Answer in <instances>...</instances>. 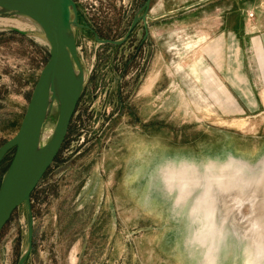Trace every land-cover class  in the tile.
Segmentation results:
<instances>
[{
  "label": "rangeland",
  "instance_id": "1",
  "mask_svg": "<svg viewBox=\"0 0 264 264\" xmlns=\"http://www.w3.org/2000/svg\"><path fill=\"white\" fill-rule=\"evenodd\" d=\"M74 1L85 85L29 200L23 264H264V79L232 39L257 29L260 0H151L145 18L147 0ZM34 24L0 30V147L49 58ZM29 226L24 203L0 233V264L19 263Z\"/></svg>",
  "mask_w": 264,
  "mask_h": 264
},
{
  "label": "water",
  "instance_id": "2",
  "mask_svg": "<svg viewBox=\"0 0 264 264\" xmlns=\"http://www.w3.org/2000/svg\"><path fill=\"white\" fill-rule=\"evenodd\" d=\"M151 0L144 4L146 17ZM0 6L25 12L41 25L49 42V58L41 70L30 97L17 134L0 147V165L10 150L15 148L13 159L0 186V233L13 213L24 203L30 215L28 248L18 264H23L33 248V221L29 200L40 181L54 163L69 133L71 121L77 109L85 85L84 71L78 58L75 34L72 45L67 43L66 32L77 24L73 12L77 11L74 0H0ZM136 17L127 39L138 22ZM88 29L93 30L89 25ZM22 34L27 32L12 28ZM74 32V31H73ZM96 39L102 43L119 44L123 40ZM69 48V49H68ZM74 61L83 73V87L77 92L73 86ZM56 100L52 102L53 93ZM57 101L58 117L55 131L45 148V153L36 167L30 165V154L39 145V137L46 126L53 104Z\"/></svg>",
  "mask_w": 264,
  "mask_h": 264
},
{
  "label": "bare ground",
  "instance_id": "3",
  "mask_svg": "<svg viewBox=\"0 0 264 264\" xmlns=\"http://www.w3.org/2000/svg\"><path fill=\"white\" fill-rule=\"evenodd\" d=\"M34 22L39 24L38 21H36L32 16L26 14L25 12L0 6V30L17 28V29L26 31L29 29L28 30L29 32L32 31L34 34H36L37 32L35 29ZM38 35H39V33H38ZM42 36L47 38L45 31H44ZM46 38H45V40H46ZM73 38H74V32H73V29L70 28L66 32V39H67L68 46H69V44L72 45ZM73 77H74L73 78L74 89L77 92H79L83 87V73L80 71V69H79V67L75 61H74V75H73ZM55 100H56V92L53 93L52 102H54ZM50 135H51V130L49 128L46 129V127H44V129L42 130L40 137H39V145H37L34 148V150L32 151V153L30 154V165H31V167H36L39 164V162L41 161V159L43 158L44 153H45V148H42L41 145H43V142L45 140H48Z\"/></svg>",
  "mask_w": 264,
  "mask_h": 264
},
{
  "label": "crops",
  "instance_id": "4",
  "mask_svg": "<svg viewBox=\"0 0 264 264\" xmlns=\"http://www.w3.org/2000/svg\"><path fill=\"white\" fill-rule=\"evenodd\" d=\"M261 5L259 8L257 18H254V23L257 24V29L250 31L249 25L243 27V32L237 31V34L232 39L236 38V44L240 47L243 59L246 57L248 59V66L244 64V68L252 71L253 74L258 77L259 80L264 79V18H261L262 5H264V0L258 1ZM259 4H256L258 6ZM259 5V6H260ZM264 17V14L262 15ZM247 55V56H246ZM246 63V62H245Z\"/></svg>",
  "mask_w": 264,
  "mask_h": 264
},
{
  "label": "trees",
  "instance_id": "5",
  "mask_svg": "<svg viewBox=\"0 0 264 264\" xmlns=\"http://www.w3.org/2000/svg\"><path fill=\"white\" fill-rule=\"evenodd\" d=\"M72 131H73V129H71V127H70V129H69V133L71 134ZM69 133H68V134H69ZM65 145H66V140H65V142H64V144H63V146H62V149L65 147ZM62 149H61V150H62Z\"/></svg>",
  "mask_w": 264,
  "mask_h": 264
}]
</instances>
